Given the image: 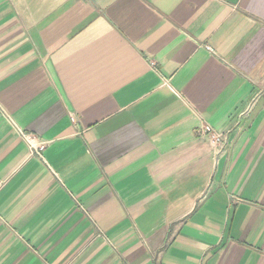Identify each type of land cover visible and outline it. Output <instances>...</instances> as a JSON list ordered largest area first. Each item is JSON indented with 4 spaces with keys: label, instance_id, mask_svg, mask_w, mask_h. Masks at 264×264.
<instances>
[{
    "label": "crops",
    "instance_id": "obj_1",
    "mask_svg": "<svg viewBox=\"0 0 264 264\" xmlns=\"http://www.w3.org/2000/svg\"><path fill=\"white\" fill-rule=\"evenodd\" d=\"M0 264H264V0H0Z\"/></svg>",
    "mask_w": 264,
    "mask_h": 264
},
{
    "label": "built area",
    "instance_id": "obj_2",
    "mask_svg": "<svg viewBox=\"0 0 264 264\" xmlns=\"http://www.w3.org/2000/svg\"><path fill=\"white\" fill-rule=\"evenodd\" d=\"M22 136L26 139L27 143H29L32 151L40 154L41 150L44 148V144L34 145L31 141V135L28 133H24L20 131ZM197 133L199 135H205L209 138L210 143L215 148L216 152H222L229 143L228 134L215 130L209 124H202L197 128Z\"/></svg>",
    "mask_w": 264,
    "mask_h": 264
}]
</instances>
